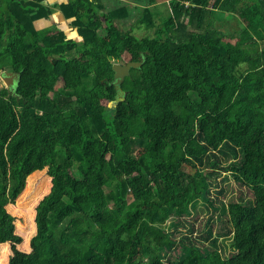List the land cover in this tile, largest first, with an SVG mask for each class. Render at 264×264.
Returning <instances> with one entry per match:
<instances>
[{
    "label": "trees",
    "instance_id": "trees-1",
    "mask_svg": "<svg viewBox=\"0 0 264 264\" xmlns=\"http://www.w3.org/2000/svg\"><path fill=\"white\" fill-rule=\"evenodd\" d=\"M170 6L165 17L136 6L135 24L157 27L138 37L118 25L129 7L69 0L60 7L80 41L37 30L50 13L41 3L0 6V71L21 72L16 95L0 89V174L25 162L23 176L0 180V240L8 208L28 248L0 243V264H264V2ZM223 16L237 34L216 24ZM127 54L142 65L108 107ZM46 168L58 187L27 198L26 172ZM229 180L244 192L225 203ZM166 246L182 258L164 260Z\"/></svg>",
    "mask_w": 264,
    "mask_h": 264
},
{
    "label": "rangeland",
    "instance_id": "rangeland-1",
    "mask_svg": "<svg viewBox=\"0 0 264 264\" xmlns=\"http://www.w3.org/2000/svg\"><path fill=\"white\" fill-rule=\"evenodd\" d=\"M113 2H117L118 3V1H114V0H113ZM28 3H30L33 6H36V5L39 4V3H37V1H33V2H30L29 1ZM51 6H52V4H51ZM116 7H118V6H116ZM155 8L156 9H161L160 13H164V15L162 14L163 17L169 16V15L172 14V9H170L171 12L168 14V7L166 8V13L164 11L165 10L164 7H162V6H160V7L159 6L158 7H154V9ZM129 11H130V16L127 19H123V20H119L118 21V25L123 30H125V31H131L133 34H135L138 37L154 36L155 35V28H157V27H154V28H146L144 25L137 26L135 24L137 17L140 15V10L139 9H137L135 7L134 8L129 7ZM0 15H1V13H0ZM156 22H157V25L156 26H159L160 21L158 20V18L156 19ZM216 23H219V25H221V27L223 28V30H225V31H227L229 33L237 34V31H239L241 29L240 22H239V20L236 17L226 18V19H223L222 21H218ZM71 28L74 29L75 26L72 25ZM39 31H40V29H39ZM74 36L77 39L80 38V37H78V33H76V32L74 33ZM68 38H71L70 35L68 36ZM231 40H232V42H234L233 39H231ZM125 56L126 57H125L124 61H119V62H121V63L122 62H126V60L129 58L128 57L129 55L127 54ZM0 73H1V71H0ZM5 84H6L5 81L0 76V89L3 88V87H6ZM62 87H63V82L62 81H59L57 83V85H56V90L58 91ZM102 100H103V103H105L104 98ZM24 158H28L29 164H30V158L29 157H24ZM24 163L25 162L19 161V162H17L15 164V166H13V164L10 165L8 167V170L6 172L0 174V180L3 183L6 182L7 184H9V180H10L11 177L18 176L19 174L23 176L24 174H22L21 171L19 169H17V168H20L22 164L25 165ZM45 171L42 173V175H40V174H38V173H36L34 171H30V172L27 171L26 172L27 177H25V178H26V183L27 184H26V187H25V189L23 191V194H25L26 192L29 191L28 194H27L28 195L27 198H30V195L32 193L41 192L45 187H48L50 189V192H51V190L53 188L55 189L56 187H58V183H57L56 178H55V172H56L55 169H53V168H50V169L46 168ZM186 171L189 172V173H193L195 171V168H191L190 166H187L186 167ZM76 172H78V171H76ZM146 174H148V173H146ZM148 176H149V174H148ZM223 176L224 175H220L219 177L215 178L214 179L213 186H216L217 188H220V184H217V182H218V180L220 182H222L221 179L223 178ZM45 178H50V180H49L48 183L47 182L46 183L44 182L45 181ZM225 188L227 190V195L220 194V196H219L220 198H222L221 200H224L223 202H225V203H227L229 201H232V200H238V197L242 194V192H244L243 189H236L237 186H236L234 180H231V181L229 180V183H226L225 184ZM107 190H108V188H107ZM50 192H48V193L46 192L48 194L47 196H40V197H38V200H39V202H38V208L40 210H43V208L45 206L48 207L47 209L50 208V205L52 204V202H48L49 201L48 198H49ZM244 195H245V193H244ZM43 197L46 200L43 199ZM43 200L46 201L45 202L46 204L43 203ZM127 200L130 202L132 200V196H129ZM47 203H49V204H47ZM218 203L220 204L219 207L223 206L221 202H217L216 204L218 205ZM210 213H215V210L212 209ZM7 214H8V216L12 220L10 222H7L4 219V224L7 225L10 229L8 228L9 229L8 230V234L3 235L1 237L2 240H0V243H5V242L9 243L8 245H10L11 251H12V249H15V250L20 251V252H24V251L28 252L27 251L28 248L23 245L24 236L22 235V232L20 230H16L15 221L17 219V214L16 213H12V211H9L8 208H7ZM173 220L179 222L180 221V218L177 217V216H175V217H173ZM203 223L204 222H202V218H201L199 221L196 222L197 227H199V228L202 227L203 226ZM187 225H188L187 228H189L190 225H191V222H188ZM14 229H15L16 233L18 234V236H14L13 235V237H12V234H13L12 232H13ZM39 231H40L39 226L36 223V228H34L32 232H29V235L32 236L31 239H33L34 235L37 234ZM15 237H17V241H16L17 243L13 240V239H16ZM223 240L225 241L226 238H223L222 241ZM162 257H163L164 260H167L168 262L169 261H171V262H177L178 260H180L182 258V252H179L178 250L172 248L171 246H166L165 247V251L163 252Z\"/></svg>",
    "mask_w": 264,
    "mask_h": 264
},
{
    "label": "crops",
    "instance_id": "crops-1",
    "mask_svg": "<svg viewBox=\"0 0 264 264\" xmlns=\"http://www.w3.org/2000/svg\"><path fill=\"white\" fill-rule=\"evenodd\" d=\"M7 0H0V6L2 4H5ZM33 2V1H37V3H41L43 6L46 7L47 10H50V13L48 14V16L42 19H39L35 22V25L37 27V30H43V29H50L53 32H59L62 31L65 33L66 37L68 38V36L70 35V37L72 39H75L77 41L82 40V38L80 37L77 27L75 26L74 29H72V25L74 26L73 23V19L72 18H66L64 12L61 9V5L62 4H66L69 2V0H16V2ZM96 2L100 1L101 4L105 7L106 10H110L115 8L116 6H126V7H132V8H136V6H140V7H150L152 8V10L155 11V14H160V15H164V13H160L161 9H154V7H164V11L166 13V8L168 7V14L171 12V6L170 3L172 0H114V1H118L117 2H113V0H95ZM52 4V6H51ZM170 7V8H169ZM1 12V10H0ZM223 19L226 18H230L228 16H223ZM127 19V18H126ZM221 20V21H222ZM216 22H218L216 20ZM218 26L221 27V25H219V23H216ZM222 28V27H221ZM223 29V28H222ZM78 33V37H80L79 39H77L74 36V33ZM226 40H231L229 38H225ZM235 41V39H233ZM232 41V40H231Z\"/></svg>",
    "mask_w": 264,
    "mask_h": 264
},
{
    "label": "water",
    "instance_id": "water-1",
    "mask_svg": "<svg viewBox=\"0 0 264 264\" xmlns=\"http://www.w3.org/2000/svg\"><path fill=\"white\" fill-rule=\"evenodd\" d=\"M142 65V61H126L124 63H121L119 61L114 62L113 64V71H114V79L113 83L115 84L116 88H121V84L124 82L126 76L130 74V71L132 68H137ZM0 76L5 81L6 88L8 89L10 94L16 95V91L21 79V72L16 71H8V70H2L0 73ZM121 98L118 97L115 101H109L107 103L108 107H115L117 105V102Z\"/></svg>",
    "mask_w": 264,
    "mask_h": 264
},
{
    "label": "flooded vegetation",
    "instance_id": "flooded-vegetation-1",
    "mask_svg": "<svg viewBox=\"0 0 264 264\" xmlns=\"http://www.w3.org/2000/svg\"><path fill=\"white\" fill-rule=\"evenodd\" d=\"M129 60H130V59H127L126 61H129ZM122 63H124V62H122ZM112 83H113V81H112ZM113 84H114V83H113ZM115 87H116V86H115ZM116 89H117V88H116ZM122 95H123V91H122V89H121V88L117 89V93H116L115 100H117L118 97L121 98ZM115 100H111V101H115ZM107 103H109V101H108Z\"/></svg>",
    "mask_w": 264,
    "mask_h": 264
},
{
    "label": "built area",
    "instance_id": "built-area-1",
    "mask_svg": "<svg viewBox=\"0 0 264 264\" xmlns=\"http://www.w3.org/2000/svg\"><path fill=\"white\" fill-rule=\"evenodd\" d=\"M264 2V0H262Z\"/></svg>",
    "mask_w": 264,
    "mask_h": 264
}]
</instances>
